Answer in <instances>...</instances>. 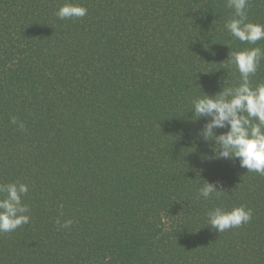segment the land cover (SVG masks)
Returning <instances> with one entry per match:
<instances>
[{
	"label": "trees",
	"instance_id": "trees-1",
	"mask_svg": "<svg viewBox=\"0 0 264 264\" xmlns=\"http://www.w3.org/2000/svg\"><path fill=\"white\" fill-rule=\"evenodd\" d=\"M66 2L86 16L59 19ZM246 10L264 24V0ZM233 16L227 0H0V184H27L30 209L0 233V264H264V176L203 160L192 110L241 83L230 51L264 49ZM204 180L226 193L204 199ZM240 205L247 224L208 225Z\"/></svg>",
	"mask_w": 264,
	"mask_h": 264
},
{
	"label": "clouds",
	"instance_id": "clouds-1",
	"mask_svg": "<svg viewBox=\"0 0 264 264\" xmlns=\"http://www.w3.org/2000/svg\"><path fill=\"white\" fill-rule=\"evenodd\" d=\"M227 6L234 9V16L225 28L232 36L241 42L255 45L264 39V24L248 21V0H227ZM87 8L79 3L66 2L62 4L56 15L59 19L83 18ZM236 65L241 83L236 87L223 88L214 94L205 93L193 100L194 114L198 119L205 120L197 136L206 144L214 142L211 155L202 154L205 161L231 160L239 161V167L247 172H255L264 176V83L253 86L250 77L254 75L264 59V49L252 47L238 52H229V58ZM12 124H18L25 130L22 122L16 117L11 118ZM218 129H226L217 134ZM29 191L25 183L0 184V233L16 230L30 222L27 214L30 209L22 203V197ZM199 195L209 199L215 193L219 196L226 193L219 181L204 183L199 188ZM63 209V205H60ZM62 214V213H61ZM252 218V210L246 205L227 209L215 207L207 212L208 225L216 231L224 232L230 228L247 224ZM56 223L61 228H69L73 220L61 222L57 217Z\"/></svg>",
	"mask_w": 264,
	"mask_h": 264
}]
</instances>
